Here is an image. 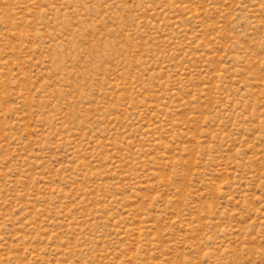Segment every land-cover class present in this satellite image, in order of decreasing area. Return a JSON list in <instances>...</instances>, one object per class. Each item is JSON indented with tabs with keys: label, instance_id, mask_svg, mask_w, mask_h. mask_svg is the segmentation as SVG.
Instances as JSON below:
<instances>
[{
	"label": "rangeland",
	"instance_id": "rangeland-1",
	"mask_svg": "<svg viewBox=\"0 0 264 264\" xmlns=\"http://www.w3.org/2000/svg\"><path fill=\"white\" fill-rule=\"evenodd\" d=\"M0 264H264V0H0Z\"/></svg>",
	"mask_w": 264,
	"mask_h": 264
}]
</instances>
